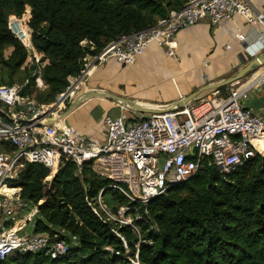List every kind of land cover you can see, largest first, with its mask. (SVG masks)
Here are the masks:
<instances>
[{
  "label": "trees",
  "instance_id": "obj_1",
  "mask_svg": "<svg viewBox=\"0 0 264 264\" xmlns=\"http://www.w3.org/2000/svg\"><path fill=\"white\" fill-rule=\"evenodd\" d=\"M187 1L0 0V86L27 80L21 94L51 104L69 86L68 78L80 74L87 55L155 25ZM22 16L19 29L41 58L43 90L34 88L31 73L36 64L9 22ZM7 49L10 53L4 57ZM219 91L224 94L225 87ZM0 117L10 123L3 113ZM1 146L9 149L6 142ZM14 185L37 212L34 232L64 228L77 241L61 259L34 253L0 259V264H127L104 249L122 250L123 244L85 200L106 186L88 166L77 173L75 165L64 161L50 169L27 163ZM101 196L111 210L130 206L115 190L104 188ZM135 206L128 213L139 236L152 241L140 245L142 264H264V156L255 155L226 175L204 160L193 177ZM119 232L133 250L137 236L128 228Z\"/></svg>",
  "mask_w": 264,
  "mask_h": 264
},
{
  "label": "built area",
  "instance_id": "obj_2",
  "mask_svg": "<svg viewBox=\"0 0 264 264\" xmlns=\"http://www.w3.org/2000/svg\"><path fill=\"white\" fill-rule=\"evenodd\" d=\"M236 16L244 19V26L254 31L263 44L264 5L256 8L250 0H188L155 25L123 35L107 43L96 55H87L80 74L68 78L69 85L71 80L79 82L86 76L83 73L87 65L101 66L109 60L129 65L150 47L172 55L174 37L182 29L201 22L213 27ZM18 36L36 64L31 73L33 86L43 90L46 85L38 65L41 58L30 46L28 35L21 32ZM234 37L239 42L248 38L241 30ZM27 82L0 86V105L5 108L0 113L10 121L4 122L8 127L0 129V143L9 146V149L1 146L0 150V259L34 253L61 259L76 245V237L64 228L34 232L37 212L20 197V188L14 185L27 163L50 169L64 161L75 165L77 173L88 166L97 178L106 182L104 188L128 199L130 206L111 210L101 196L104 188L95 197L85 196L93 214L123 244L122 250L111 246L104 249L127 264H142L140 245H150L152 241L139 236V228L128 213L136 210V202L146 205L169 187L193 177L204 160L226 175L255 155L264 156V115L253 113L244 105L250 93L264 85V68L246 82L226 86L224 94L219 89L209 90L177 111L136 114L130 120L122 116L106 118L105 138L101 142L82 135L63 120L42 125L66 109L64 102L72 100L74 89L60 102L56 97L55 102L44 105L21 94ZM255 143L261 144L257 147ZM139 218L136 213L135 219ZM121 228H128L137 236L133 250L120 234Z\"/></svg>",
  "mask_w": 264,
  "mask_h": 264
},
{
  "label": "crops",
  "instance_id": "obj_3",
  "mask_svg": "<svg viewBox=\"0 0 264 264\" xmlns=\"http://www.w3.org/2000/svg\"><path fill=\"white\" fill-rule=\"evenodd\" d=\"M250 1L256 8L264 5V0ZM244 24V19L236 16L213 27L201 22L182 29L174 37L172 55H167L163 49L150 47L129 65L109 60L104 65L92 67L90 73L77 83L74 95L101 88L158 107L175 103L180 99L179 95L183 98L206 83L233 75L264 52V43H260L257 34ZM238 30L248 37L246 41L239 42L234 37ZM262 68L264 65L249 74ZM244 105L253 113L264 115V85L254 89ZM123 114H128L126 119L130 120L137 113L94 97L75 107L63 121L82 135L101 142L106 133L105 119L123 117Z\"/></svg>",
  "mask_w": 264,
  "mask_h": 264
},
{
  "label": "water",
  "instance_id": "obj_4",
  "mask_svg": "<svg viewBox=\"0 0 264 264\" xmlns=\"http://www.w3.org/2000/svg\"><path fill=\"white\" fill-rule=\"evenodd\" d=\"M263 65H264V52L256 56L252 61H250L249 63L244 65L242 68L237 70L233 75L225 79H222L220 81L206 83L205 85L199 87L194 92L176 101L175 103H172L170 105H166L163 107H158L153 104L139 102V101L125 98L122 96H118L110 92L104 91L101 88L86 90L78 94L71 101V103L67 106V108L64 111H62L58 116L54 118H49L48 121L42 123V125H51L59 120H63L70 111H72L75 107H77L83 101L89 98H94V97H100V98L106 99L108 101L116 103L117 105L121 106L123 109L127 111L141 114L143 116L148 115V114L170 113L173 111L180 110L184 106L191 104L192 102L197 100L200 94H202L203 92L214 90V89H219L221 87H226L234 82H237L243 79L254 69L261 67Z\"/></svg>",
  "mask_w": 264,
  "mask_h": 264
},
{
  "label": "rangeland",
  "instance_id": "obj_5",
  "mask_svg": "<svg viewBox=\"0 0 264 264\" xmlns=\"http://www.w3.org/2000/svg\"><path fill=\"white\" fill-rule=\"evenodd\" d=\"M23 19H24V16H22L20 19H16V18H13V17H10V18H9V22H10L11 27L13 28V30H14L15 32L18 33V35H21V32L19 31V26H18V25H19V22H20L21 20H23ZM9 51H10V49H7V50L4 51V57H6V56L9 55V53H10ZM257 71H258V70H256L253 74H249V76L244 77L243 80H239V82H241V83L246 82V81L249 79V77H251L252 75L256 74ZM232 74H233V73H232ZM75 79H77V78H75ZM80 81H81V80H80ZM80 81H79V82H80ZM79 82H78V83H79ZM69 86H70V85H69ZM76 86H77V84H76ZM76 86L73 88V89H74V92H75V88H76ZM206 93H208V91L203 92L202 94H200L199 97L205 95ZM76 96H77V95H74L73 98H72V100H73ZM199 97H198V98H199ZM72 100H70V99H66V100H65L64 104H65L66 108H67V106L71 103ZM55 101H56V99H55ZM196 101H197V100H196ZM0 109L3 110V111L5 110V108H4L3 106H1V105H0ZM127 113H128V112H127ZM123 117H124V118L128 117V114H123ZM132 118L134 119L135 116L133 115ZM5 126L8 127L9 125L5 124L4 121H3V120L1 119V117H0V129H1V128H6ZM107 184H108V183H107ZM108 185H109V184H108Z\"/></svg>",
  "mask_w": 264,
  "mask_h": 264
},
{
  "label": "bare ground",
  "instance_id": "obj_6",
  "mask_svg": "<svg viewBox=\"0 0 264 264\" xmlns=\"http://www.w3.org/2000/svg\"><path fill=\"white\" fill-rule=\"evenodd\" d=\"M91 67H92L91 64H90V65H87V66H86V69H85V71H84L83 74H88V73H90V70L92 69ZM70 79H71V78H70ZM77 82H78L77 80H76V81L71 80V85H70V87L68 88L67 92L62 93V94H60V95L57 96V99H58L59 102H60V101L66 96V95H68V94H70V93L72 92V89L76 86V83H77ZM0 135H1V132H0ZM260 144H261V143H255V145H256L257 147H258Z\"/></svg>",
  "mask_w": 264,
  "mask_h": 264
}]
</instances>
